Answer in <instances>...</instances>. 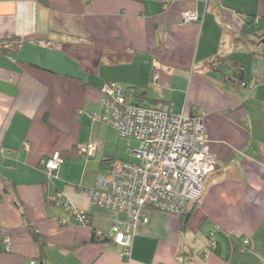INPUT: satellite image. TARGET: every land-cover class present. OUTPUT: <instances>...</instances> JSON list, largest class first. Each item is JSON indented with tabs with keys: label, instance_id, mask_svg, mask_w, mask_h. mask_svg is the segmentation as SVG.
Instances as JSON below:
<instances>
[{
	"label": "crops",
	"instance_id": "1",
	"mask_svg": "<svg viewBox=\"0 0 264 264\" xmlns=\"http://www.w3.org/2000/svg\"><path fill=\"white\" fill-rule=\"evenodd\" d=\"M190 10L201 21L184 23ZM0 45V264H264V0H0ZM106 82L205 113L217 160L187 217L148 208L130 255L112 230L126 214L88 196L119 159L112 125L92 117ZM93 140L95 155L80 154ZM56 151L50 176L42 160Z\"/></svg>",
	"mask_w": 264,
	"mask_h": 264
},
{
	"label": "built area",
	"instance_id": "2",
	"mask_svg": "<svg viewBox=\"0 0 264 264\" xmlns=\"http://www.w3.org/2000/svg\"><path fill=\"white\" fill-rule=\"evenodd\" d=\"M182 21L199 22L201 17L190 10L183 13ZM101 106V113H93V119L116 127L120 136L128 140L138 141L137 147L129 146L128 150L140 161L114 160L97 175L88 196L93 205L126 214L125 229L120 230L121 221L115 220L112 230L114 241L122 244L125 254L130 255L133 232L148 208L188 216L197 208L205 179L216 170L217 160L206 139L205 113L194 115L185 108L173 112L134 104L127 101L126 89L113 82L102 86ZM99 147V142L93 140L80 146L79 153L93 157ZM4 150L0 145V156ZM64 162L60 151H56L42 160V166L54 176ZM49 200L73 210L79 222H88V212L73 208L61 192L50 195ZM248 242L249 239L244 238L243 245ZM3 245L6 251L10 250L9 235L4 236ZM215 247L216 241L212 239L204 249V256Z\"/></svg>",
	"mask_w": 264,
	"mask_h": 264
},
{
	"label": "rangeland",
	"instance_id": "3",
	"mask_svg": "<svg viewBox=\"0 0 264 264\" xmlns=\"http://www.w3.org/2000/svg\"><path fill=\"white\" fill-rule=\"evenodd\" d=\"M118 85H121L120 82L117 83ZM123 86V85H121ZM127 88H129V97L131 99V102H137L138 101V96L132 92L133 89L136 88V86H125ZM139 90V88H138ZM137 90V91H138ZM138 94H139V91H138ZM97 121H102V120H97ZM110 128H112L111 130V142L113 143V146H114V149L118 152V158L121 159V160H130L132 162H139L140 160L137 159L135 156L131 155L129 153V146L131 147H137L138 146V141L136 140H128L127 138H124L122 136H120V133L118 131V129L114 126H107L105 125V131L104 133L106 135H108V131L110 130ZM91 159V158H90ZM208 176V175H207Z\"/></svg>",
	"mask_w": 264,
	"mask_h": 264
},
{
	"label": "trees",
	"instance_id": "4",
	"mask_svg": "<svg viewBox=\"0 0 264 264\" xmlns=\"http://www.w3.org/2000/svg\"><path fill=\"white\" fill-rule=\"evenodd\" d=\"M1 46V45H0ZM107 83V82H106ZM113 83H115V82H113ZM105 84V83H104ZM103 84V85H104ZM117 84V83H116ZM244 84H247L246 82H244ZM102 85V86H103ZM119 86H121V85H119ZM122 87H124V86H122ZM102 88V87H101ZM125 89H126V91H127V101H129V102H131V99H130V95H129V88H127V87H124ZM132 92H134L136 95L138 94L137 92V89L135 88V89H133L132 90ZM133 103V102H132ZM134 104H139V105H143V106H150V105H147V104H141V103H139V102H134ZM150 107H155V108H159V109H165V108H163V107H158V106H150ZM165 110H168V109H165ZM102 111V110H101ZM60 153H61V155H62V157L65 159V154L64 153H62L61 151H60ZM115 160H121V159H115ZM114 161V160H113ZM113 161H106V162H108L107 164H108V166L103 170V171H105L108 167H109V165L113 162ZM102 171V172H103ZM100 174V173H99ZM191 213V212H190ZM189 213V214H190ZM188 214V215H189ZM185 217H187V216H185ZM89 222V221H88ZM32 230V232H33V235H34V238L39 242V244H40V246L41 247H43L44 245H45V239H44V237H43V235H41L36 229H31ZM248 245V244H247Z\"/></svg>",
	"mask_w": 264,
	"mask_h": 264
}]
</instances>
